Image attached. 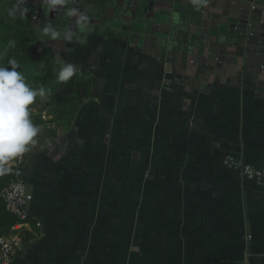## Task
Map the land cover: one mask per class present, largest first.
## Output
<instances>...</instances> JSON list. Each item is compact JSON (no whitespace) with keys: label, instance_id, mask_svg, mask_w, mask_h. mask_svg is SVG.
Segmentation results:
<instances>
[{"label":"crops","instance_id":"0c3cea01","mask_svg":"<svg viewBox=\"0 0 264 264\" xmlns=\"http://www.w3.org/2000/svg\"><path fill=\"white\" fill-rule=\"evenodd\" d=\"M236 3V10L247 5ZM193 4L58 0L36 6L55 15L31 19L29 37L51 39L42 30L53 26L61 32L51 39L58 65V57L70 59L76 72L94 73L92 96L79 114L99 119L100 148L116 147L130 134V216L125 226L112 219L124 196L117 181L113 207L92 201L90 189H71L85 180L70 178V164L81 163L70 158V131L66 138L67 127L38 126L24 165L36 228L28 229L13 264H264V187L223 165L233 155L264 168V61L257 73L242 51L233 58L229 46L223 68L208 65L205 40L203 56L194 54L203 20L192 14Z\"/></svg>","mask_w":264,"mask_h":264},{"label":"rangeland","instance_id":"374dc122","mask_svg":"<svg viewBox=\"0 0 264 264\" xmlns=\"http://www.w3.org/2000/svg\"><path fill=\"white\" fill-rule=\"evenodd\" d=\"M30 39L32 44L37 47H47V40L52 41L48 38L46 40L36 39L34 34ZM58 59L62 61L63 65H65L66 63H70V59L63 60L60 59V57H58ZM84 72L87 74V78H90L93 88L95 78L94 73L87 70L78 71L79 74H82ZM28 84L32 87V84ZM58 89L59 86L57 84H53L51 93L46 95L44 98L37 97L35 103L30 106L31 119L37 127L46 124H54L57 129H60V127H67L68 130L64 135H62L66 138L69 136L68 131H70V142L68 143V145L70 146V158H80L81 160V163L75 167L70 164V178L72 179V176L74 175L79 180H85V182L76 181L75 183L70 184L71 189L74 187H77L78 191L90 189L93 191L92 201L95 202L96 200H101L102 204L107 203L111 207H113V189L115 187L114 185L116 184V181L118 184L121 185V189L124 192V196L122 197V199L119 198L118 200L121 201L119 209L122 208V210L120 212L118 209V213L116 214L117 218H115L114 213H112V219H115L116 221H118V223L119 221L122 222V226H125V224L129 221L130 216V214H128L130 198L127 197L126 194L130 193L129 191L131 190L132 183V170L129 161L130 157L132 156L130 134H124L121 137L122 142L118 143L116 147L114 145H106L105 147L100 148L99 142L95 140L97 139L96 135H98V132H100L101 130L100 121L96 116L93 117L92 115V119H90L88 118V113L87 116H85V114H78L77 119L71 126H68L66 123L58 124L55 121L50 122V120L54 118L55 111L58 107L57 104H55L54 102V94L58 91ZM88 100H90V98L85 99L83 101V104ZM47 104H49V106H46ZM93 111L98 113L97 109ZM107 120L108 119H106V121ZM92 126L95 130L92 135L95 136L92 137L91 135L89 136V138L88 135L83 136V134L88 133L87 131ZM61 152L69 153V148H66ZM23 159L25 165L26 154H24ZM105 159L106 163L102 168V164ZM99 178H103L105 182H99ZM104 190L107 192V197L101 198L100 196L102 195V193H104ZM96 197L98 199H96ZM109 223L108 226H110ZM27 234L28 233L23 235L24 239H26Z\"/></svg>","mask_w":264,"mask_h":264},{"label":"trees","instance_id":"16d2710c","mask_svg":"<svg viewBox=\"0 0 264 264\" xmlns=\"http://www.w3.org/2000/svg\"><path fill=\"white\" fill-rule=\"evenodd\" d=\"M16 4L14 0H0V65L7 67L8 60L15 58L19 63L17 70L25 76L26 82L32 84L33 88L38 89L42 86L51 93L52 85L57 84L59 89L54 94V102L58 107L55 111L56 116L53 113L54 118L50 122L66 123L71 126L78 117L83 101L92 96V82L85 72L82 74L76 72L68 82L62 83L57 80V73L61 67L56 62L53 49L33 45L28 35V22L32 19L33 11L28 10L24 16L17 14L12 17L9 12ZM9 41H15V45L10 46ZM18 158L0 166L2 168L0 170V238L8 236L12 227L18 223V219L6 211L1 197L2 191L14 177L11 173V164ZM28 223L32 228H36V222L31 217Z\"/></svg>","mask_w":264,"mask_h":264},{"label":"water","instance_id":"95a60500","mask_svg":"<svg viewBox=\"0 0 264 264\" xmlns=\"http://www.w3.org/2000/svg\"><path fill=\"white\" fill-rule=\"evenodd\" d=\"M236 2L247 5L236 10ZM191 12L203 20L200 33L194 34V54L203 56L200 43L205 40L203 47L209 49L204 55L207 58L206 63L223 68L220 66L223 62L221 57L232 46L235 48L234 51L232 49L233 58L238 55V51H242L244 63L257 65L256 72H260L264 52L258 60L255 57L264 51V25L261 24L264 23V0H196V4L191 6Z\"/></svg>","mask_w":264,"mask_h":264},{"label":"clouds","instance_id":"9594fccd","mask_svg":"<svg viewBox=\"0 0 264 264\" xmlns=\"http://www.w3.org/2000/svg\"><path fill=\"white\" fill-rule=\"evenodd\" d=\"M43 2L51 7L56 0ZM23 3L24 0H17L9 15H26L28 9L22 7ZM42 32L53 40L61 38V32L51 25H45ZM63 38L70 39L71 34L65 33ZM9 45L14 46L15 41H9ZM7 63V67L0 65V166L22 156L35 143L39 128L31 119L30 106L37 97L44 98L49 94L44 87L33 88L26 82L25 76L17 70L19 63L15 58H10ZM75 74L76 66L66 63L58 71L57 80L68 82Z\"/></svg>","mask_w":264,"mask_h":264},{"label":"built area","instance_id":"2783aa9c","mask_svg":"<svg viewBox=\"0 0 264 264\" xmlns=\"http://www.w3.org/2000/svg\"><path fill=\"white\" fill-rule=\"evenodd\" d=\"M223 165L226 168L237 170L248 181L259 187H264V168L241 162L233 155L224 158ZM13 179L2 191L1 197L4 201L6 211L18 219V223L12 227L8 236L0 238V264H13L16 253L24 245L23 235L31 227L28 223L30 213L29 205L34 201V196L28 191L24 173V159L20 156L11 164ZM238 264H246L240 262Z\"/></svg>","mask_w":264,"mask_h":264},{"label":"flooded vegetation","instance_id":"af4514ba","mask_svg":"<svg viewBox=\"0 0 264 264\" xmlns=\"http://www.w3.org/2000/svg\"><path fill=\"white\" fill-rule=\"evenodd\" d=\"M58 1V0H56ZM62 2L64 3H70V0H61ZM24 3L27 5V9L32 12L33 11V16H32V20H36V19H43V17H46V18H50L51 16L55 15V14H51L48 13L47 15L43 14L42 12L38 13L36 11L37 7L40 9V7L42 6V4H44L43 0H24ZM67 5V4H66ZM37 6V7H36ZM110 6H113L114 9H115V4L114 3H110ZM109 6V7H110ZM38 10V9H37ZM110 24V22H108V25ZM52 41H48L47 40V47L50 48V49H54V47H56V44L52 45Z\"/></svg>","mask_w":264,"mask_h":264}]
</instances>
